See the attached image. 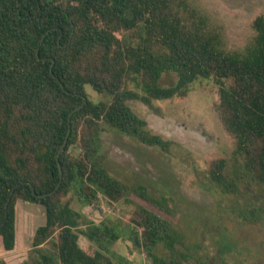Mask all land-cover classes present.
Listing matches in <instances>:
<instances>
[{"label": "trees", "instance_id": "trees-1", "mask_svg": "<svg viewBox=\"0 0 264 264\" xmlns=\"http://www.w3.org/2000/svg\"><path fill=\"white\" fill-rule=\"evenodd\" d=\"M187 1L0 0L4 251L15 246V205L23 201L41 206L45 218L32 237L36 258L30 264H115L104 253L119 239L114 229L88 221L70 206L72 197L84 206L100 195L108 204L133 206L129 240L151 264H186L175 248L182 236L168 200L110 177L99 159V134L106 125L168 151L171 142L151 134L128 102L152 109L153 101L185 97L199 80L217 86L214 109L233 139L232 169L226 159L211 161L208 188L241 200L232 208L241 221H264V199L251 187H264V17L252 21L253 36L241 52H227L219 31ZM164 73L175 74L176 82L161 86ZM86 85L109 100L90 101ZM58 183L51 196L38 197ZM80 235L99 250L83 251ZM159 244L172 256L155 253ZM0 264L7 263L0 259Z\"/></svg>", "mask_w": 264, "mask_h": 264}, {"label": "rangeland", "instance_id": "rangeland-1", "mask_svg": "<svg viewBox=\"0 0 264 264\" xmlns=\"http://www.w3.org/2000/svg\"><path fill=\"white\" fill-rule=\"evenodd\" d=\"M187 2L206 19L209 27L219 31L221 47L227 52H241L253 36L252 21L257 16L264 17V0ZM175 82L173 73H164L160 79L163 87ZM84 92L95 103L109 100L106 94H98L87 85ZM217 100L214 82L199 80L190 86L185 97L153 101L152 109L129 101L130 109L146 122L151 134L171 142L168 151L101 125L99 159L113 179L130 188L143 186L152 197L168 200L177 217L176 231L182 236L181 245L176 244L175 248L183 253L186 264H264V221H241L232 211L241 200L208 188L205 176L211 161L226 159L229 171L234 165L233 139L218 120L214 109ZM251 187L264 199V187L260 190L255 183ZM72 199L71 208L94 224L113 228L118 235L119 239L104 250L115 264H151L129 240L131 204L124 201L108 204L100 195L91 205L83 206L75 197ZM44 220L41 206L18 201L15 246L6 252L0 242V259L7 264L32 263L36 258L32 237ZM78 245L88 253L99 250L81 235ZM155 253L165 258L172 256L162 244Z\"/></svg>", "mask_w": 264, "mask_h": 264}, {"label": "water", "instance_id": "water-1", "mask_svg": "<svg viewBox=\"0 0 264 264\" xmlns=\"http://www.w3.org/2000/svg\"><path fill=\"white\" fill-rule=\"evenodd\" d=\"M85 103H86V98L83 99V102H82V104H81L80 106H78V107H76L74 110H72L71 114H70L69 117H68V123L70 122V116H71L73 113H75L76 111L80 110V109L85 105ZM69 133H70V125L68 124V130H67V133H66V136H65L64 142H63L61 148H60L59 151H58L57 159H58L59 155L61 154V152H62V150H63V148H64V146H65V144H66V141H67V138H68ZM57 164H58L59 174H60V176H61V175H62L61 167H60L59 162H58ZM59 185H60V183L57 184L56 188H55L51 193H48V194H45V195H39L38 197L51 196V195L57 190V188L59 187ZM11 192H12V191H11ZM32 193L34 194V191H32Z\"/></svg>", "mask_w": 264, "mask_h": 264}]
</instances>
